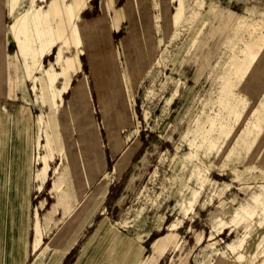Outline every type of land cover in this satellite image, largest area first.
<instances>
[{"label":"rangeland","instance_id":"374dc122","mask_svg":"<svg viewBox=\"0 0 264 264\" xmlns=\"http://www.w3.org/2000/svg\"><path fill=\"white\" fill-rule=\"evenodd\" d=\"M71 1L4 0L0 113L24 107L33 132L28 264H264V0H167L168 30L161 0H93L89 14L107 9L103 26L85 21L95 23L92 44L69 20ZM138 20L142 33L123 51ZM77 81L101 146L119 147L49 241L77 225V252L64 262L39 253L49 231L38 186L45 193L60 167L49 146L58 120L62 130L71 123L77 149Z\"/></svg>","mask_w":264,"mask_h":264},{"label":"crops","instance_id":"0c3cea01","mask_svg":"<svg viewBox=\"0 0 264 264\" xmlns=\"http://www.w3.org/2000/svg\"><path fill=\"white\" fill-rule=\"evenodd\" d=\"M92 1L74 0V4L78 5V8L76 11H71L73 14L69 18L71 22L76 19L79 21L78 32L82 36H88L90 44L96 41L92 36L93 32H90L91 27H89V31L83 32L84 26L92 24L85 21L100 19L102 23L99 25L103 26L107 9L106 6L104 7V5L99 3L96 13L89 14ZM161 1L162 23L164 29L168 30L171 18L163 16L169 9L170 2L167 0ZM71 5H73V0ZM128 7L131 9V6ZM74 8L76 7L74 6L73 10ZM4 11V0H0V70H2L4 75V77L1 76L0 78V90H3V93H7L6 39L4 23L1 20ZM75 23L77 22L75 21ZM133 28L136 33H134ZM141 33L142 29L138 20L137 24L131 27L121 40L123 51L126 50L127 44L131 43ZM144 46L146 48V44ZM83 83V81L75 82L71 94V98L75 100L71 105L73 106L74 104L76 106V110L75 108L70 109L71 126H73V131H75L74 138L77 139L73 147H77V149H71L70 139L72 134H70V130H64V127H69L71 123L69 125L65 123L62 130L60 120H58L57 125L53 128V135H50L49 146L51 147L52 162L55 164L58 161L60 167L57 169L56 176H52L54 180L45 183L47 186L46 190L44 189L45 193H42L43 186H38V194H40L38 204L40 210L43 209L45 211L42 214L41 223L44 229L49 231V234L44 236L42 234L43 240H41L44 246L40 252L41 245L39 244V253H46L52 257L59 254L63 257L64 262L66 260L70 261L72 259L71 256L77 252V247L75 246L77 243L75 227L77 225L74 224L72 229L64 235L58 244H50L49 241L58 232L70 213L73 212L75 206L88 193L89 186L95 180L97 174L99 172L103 174L107 170L109 158L116 154L114 148L119 144L117 137V143H114L113 140L108 143L109 151H105L104 147L101 146L94 118L87 105L90 99L85 93L88 99L85 102L80 95L86 92V84L84 83L83 86ZM75 86L77 89H75ZM75 91L78 100L74 98ZM67 108L69 109V105H67ZM108 124H110L109 120ZM87 125L92 126V129H88L90 130L89 133L84 132L87 130ZM0 131V264H28L33 254V243L30 237V231L32 230V212L30 207L33 202L32 193L35 191L36 181L34 179L35 166L33 163V132L31 118L27 110L24 107H18L7 111V113H0ZM66 137L68 138L65 141ZM92 143L98 148L97 151L92 150ZM131 156L124 168L129 165ZM97 161L100 162L99 169L97 168V164H99ZM116 162L113 166L117 164ZM46 165L45 162L42 163L41 170L35 174V178L39 182L44 180L43 175H45ZM76 167H79V172L77 173L74 170ZM47 235L48 237H46ZM37 244L38 242L35 243V248ZM47 262H49L48 264H54L51 258Z\"/></svg>","mask_w":264,"mask_h":264},{"label":"bare ground","instance_id":"6f19581e","mask_svg":"<svg viewBox=\"0 0 264 264\" xmlns=\"http://www.w3.org/2000/svg\"><path fill=\"white\" fill-rule=\"evenodd\" d=\"M176 22V21H175ZM94 24L95 23H92L91 25H86V26H84L83 27V32L85 33V32H87V31H89V27H91V29H90V32L92 31L93 33L95 32V30H96V28L94 27ZM262 44H263V46H264V37L262 38ZM256 69V68H255ZM257 70V69H256ZM256 70H255V72H256ZM251 76H254L253 75V73H252V75ZM256 79H257V81H261V80H263L264 79V72H262V71H260V73H259V75L256 77ZM70 84V83H69ZM75 89H77V87L75 86ZM74 98L75 99H77V94H76V91H75V94H74ZM78 100V99H77ZM0 134H1V131H0ZM92 150L93 151H97L98 150V148L94 145V143H92ZM123 166L124 165H122V168H123ZM117 171H119V170H117ZM190 209V206H186V211H188ZM161 242L160 241H156L155 242V244L153 245V247L154 248H158V246H159V244H160ZM231 250V249H230ZM220 255V254H219ZM220 262H222L221 260H220Z\"/></svg>","mask_w":264,"mask_h":264}]
</instances>
